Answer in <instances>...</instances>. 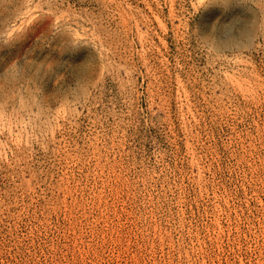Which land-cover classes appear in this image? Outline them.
Here are the masks:
<instances>
[{"label": "rangeland", "instance_id": "1", "mask_svg": "<svg viewBox=\"0 0 264 264\" xmlns=\"http://www.w3.org/2000/svg\"><path fill=\"white\" fill-rule=\"evenodd\" d=\"M0 264H264V0H0Z\"/></svg>", "mask_w": 264, "mask_h": 264}]
</instances>
